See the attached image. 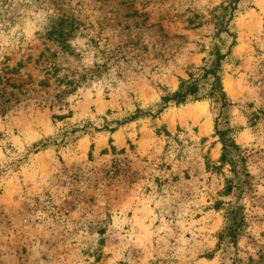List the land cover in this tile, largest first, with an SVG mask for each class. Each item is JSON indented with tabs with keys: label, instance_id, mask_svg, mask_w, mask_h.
Masks as SVG:
<instances>
[{
	"label": "rangeland",
	"instance_id": "obj_1",
	"mask_svg": "<svg viewBox=\"0 0 264 264\" xmlns=\"http://www.w3.org/2000/svg\"><path fill=\"white\" fill-rule=\"evenodd\" d=\"M0 264H264V0H0Z\"/></svg>",
	"mask_w": 264,
	"mask_h": 264
},
{
	"label": "trees",
	"instance_id": "obj_2",
	"mask_svg": "<svg viewBox=\"0 0 264 264\" xmlns=\"http://www.w3.org/2000/svg\"><path fill=\"white\" fill-rule=\"evenodd\" d=\"M76 28L77 25L75 24L74 20L70 21L66 17H60L59 21H57L47 32L46 38L48 40H53L64 50H72L70 39L73 36ZM216 54V58L210 67L205 66L201 68L203 71L201 75L197 76L194 72L189 73L188 79H181L179 89L172 95V97L167 96L165 99H173L177 103L186 102L192 96H194L196 99L197 94L199 93V80L201 77H203L208 79V81H211L210 95L214 101L218 104L225 105L227 103V94L224 91L221 80L222 60L225 56L219 51H217ZM219 134L223 143V153L220 158L221 165L219 167H222L226 164L235 167L240 160H244L242 149L231 137L226 136L225 130L219 131ZM233 188L234 184L230 179H227L225 192L227 193ZM235 215H237V212H235ZM238 231V226L230 225L227 227V231L222 232L221 235H225L227 233L231 235L233 239H235Z\"/></svg>",
	"mask_w": 264,
	"mask_h": 264
}]
</instances>
